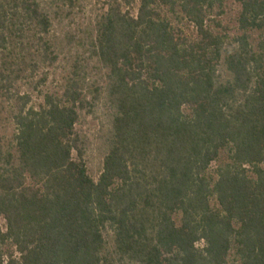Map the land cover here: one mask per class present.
I'll list each match as a JSON object with an SVG mask.
<instances>
[{"label":"trees","instance_id":"16d2710c","mask_svg":"<svg viewBox=\"0 0 264 264\" xmlns=\"http://www.w3.org/2000/svg\"><path fill=\"white\" fill-rule=\"evenodd\" d=\"M85 1L0 0V264H264V0Z\"/></svg>","mask_w":264,"mask_h":264},{"label":"rangeland","instance_id":"374dc122","mask_svg":"<svg viewBox=\"0 0 264 264\" xmlns=\"http://www.w3.org/2000/svg\"><path fill=\"white\" fill-rule=\"evenodd\" d=\"M232 10H236V7H231ZM95 9L94 0H86L82 9L75 13V17L70 22V28L72 32H82L83 24L87 18L91 15L92 10ZM230 19L225 17V23H229ZM84 29V28H83ZM106 126V119L102 110H99L95 117L88 120L85 126V132L88 135L90 147L86 156L87 168L89 174L97 180L103 166V143L101 140V129Z\"/></svg>","mask_w":264,"mask_h":264}]
</instances>
